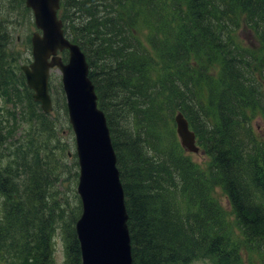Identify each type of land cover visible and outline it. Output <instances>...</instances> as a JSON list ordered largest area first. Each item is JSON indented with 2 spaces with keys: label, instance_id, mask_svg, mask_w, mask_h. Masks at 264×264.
I'll use <instances>...</instances> for the list:
<instances>
[{
  "label": "trees",
  "instance_id": "obj_1",
  "mask_svg": "<svg viewBox=\"0 0 264 264\" xmlns=\"http://www.w3.org/2000/svg\"><path fill=\"white\" fill-rule=\"evenodd\" d=\"M16 8L33 24L25 0H0V264H50L62 214L45 206L35 108L26 136L15 139L22 94L37 103L7 55L14 36L4 21L8 12L19 21ZM59 15L87 56L110 128L133 264H245L246 254L264 264V0H61ZM178 110L208 168L179 147ZM41 121L46 133L50 125ZM71 228L68 262L82 264Z\"/></svg>",
  "mask_w": 264,
  "mask_h": 264
},
{
  "label": "water",
  "instance_id": "obj_2",
  "mask_svg": "<svg viewBox=\"0 0 264 264\" xmlns=\"http://www.w3.org/2000/svg\"><path fill=\"white\" fill-rule=\"evenodd\" d=\"M37 28L32 33L33 60L21 66L33 98L49 113L52 68L62 73L70 123L76 137L80 164L78 193L83 212L77 221L83 264H132L128 213L116 166V155L104 112L98 108L95 86L89 77L86 54L65 34L59 17L61 0H25ZM68 51V60L60 55ZM181 145L198 153L195 132L182 112L175 116Z\"/></svg>",
  "mask_w": 264,
  "mask_h": 264
},
{
  "label": "rangeland",
  "instance_id": "obj_3",
  "mask_svg": "<svg viewBox=\"0 0 264 264\" xmlns=\"http://www.w3.org/2000/svg\"><path fill=\"white\" fill-rule=\"evenodd\" d=\"M16 8L15 12L20 15V19L17 22H10V12L6 16L8 34L10 32L14 36L13 39L6 43L7 55L11 52V59L16 58L17 64L21 65L26 62L32 61V46L30 42L31 34L36 30L35 24H30L29 16L23 15ZM245 35L243 37H248ZM29 37V38H28ZM68 57V54H66ZM62 73L58 68L52 69L50 91L53 98L54 108L50 114H46L43 117V121L50 125V130L46 133L41 131L39 127H42L39 119L37 120L39 112L43 113L40 104L36 105L26 102L25 95L22 94V98L18 105L19 116V128L15 132V139L24 138L28 132L26 126L31 124L29 109L35 108L37 116L35 117L36 126L32 133L35 139V145L44 158L43 166L46 170L45 188L49 193V196L45 199L47 204L45 206H55L58 208L59 213L56 212L57 217L60 213V221L56 223L54 231L51 233V243L53 246L52 256L50 257V264H69L66 248L65 230L68 234L72 224L75 228L77 219L82 212V204L77 192V185L79 181V163L76 154V140L72 126L69 122V116L66 105V98L62 87ZM21 91V90H20ZM24 93V91H23ZM27 94V92H26ZM28 96V95H27ZM10 110L12 104L9 105ZM16 116V114H15ZM41 121V122H43ZM168 130H175L174 125L171 122H165ZM47 129V128H45ZM145 130V129H144ZM11 141V139H10ZM163 144L165 139L163 138ZM179 147L183 149L180 143ZM70 153V155L68 154ZM191 158L202 168H208V158L202 151L198 153L191 152ZM216 197L228 210L230 216V205L227 197L220 187H215ZM20 191L22 189L20 188ZM233 220V217L230 216ZM65 221H70L71 225L64 224ZM65 227V229L62 227ZM72 229V228H71ZM190 264H216L210 259L196 260ZM245 264H259L257 257L254 254L245 255Z\"/></svg>",
  "mask_w": 264,
  "mask_h": 264
}]
</instances>
